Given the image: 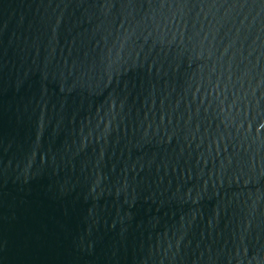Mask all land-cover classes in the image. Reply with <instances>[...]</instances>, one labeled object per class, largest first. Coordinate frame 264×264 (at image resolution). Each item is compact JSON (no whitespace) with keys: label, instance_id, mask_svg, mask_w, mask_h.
<instances>
[{"label":"water","instance_id":"1","mask_svg":"<svg viewBox=\"0 0 264 264\" xmlns=\"http://www.w3.org/2000/svg\"><path fill=\"white\" fill-rule=\"evenodd\" d=\"M0 264H264V0H0Z\"/></svg>","mask_w":264,"mask_h":264}]
</instances>
